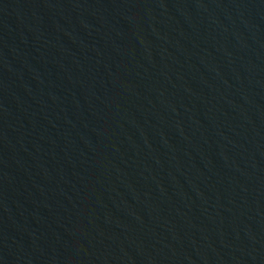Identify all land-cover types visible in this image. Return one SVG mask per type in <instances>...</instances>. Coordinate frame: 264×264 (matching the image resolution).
Wrapping results in <instances>:
<instances>
[{
  "label": "water",
  "instance_id": "95a60500",
  "mask_svg": "<svg viewBox=\"0 0 264 264\" xmlns=\"http://www.w3.org/2000/svg\"><path fill=\"white\" fill-rule=\"evenodd\" d=\"M0 264H264V0H0Z\"/></svg>",
  "mask_w": 264,
  "mask_h": 264
}]
</instances>
